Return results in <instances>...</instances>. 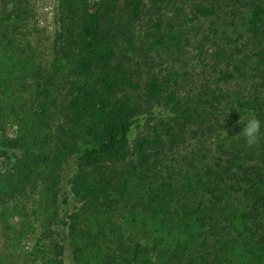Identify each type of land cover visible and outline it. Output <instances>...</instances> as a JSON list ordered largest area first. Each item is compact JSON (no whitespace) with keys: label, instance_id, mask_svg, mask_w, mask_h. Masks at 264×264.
<instances>
[{"label":"trees","instance_id":"trees-1","mask_svg":"<svg viewBox=\"0 0 264 264\" xmlns=\"http://www.w3.org/2000/svg\"><path fill=\"white\" fill-rule=\"evenodd\" d=\"M59 21L44 62L0 46V221L37 197L45 264H264V0H61Z\"/></svg>","mask_w":264,"mask_h":264},{"label":"rangeland","instance_id":"rangeland-1","mask_svg":"<svg viewBox=\"0 0 264 264\" xmlns=\"http://www.w3.org/2000/svg\"><path fill=\"white\" fill-rule=\"evenodd\" d=\"M60 3L61 0H0V20L11 13L16 14L18 10L22 13V21L14 22L17 28L0 22V46L13 41L10 45L16 46L17 53L24 49L39 62L50 59L60 31ZM144 25L142 30L146 28ZM21 84L18 95H27ZM142 129L143 126L135 129L132 138ZM36 201L37 197L26 200V209L21 206L8 222L0 221V264H45L50 257L49 250L52 247L44 238L49 227L43 218L34 215ZM27 224H31V232L25 236L20 235V231H26ZM52 231L54 227H51L49 233ZM66 260L70 264L69 259Z\"/></svg>","mask_w":264,"mask_h":264},{"label":"clouds","instance_id":"clouds-1","mask_svg":"<svg viewBox=\"0 0 264 264\" xmlns=\"http://www.w3.org/2000/svg\"><path fill=\"white\" fill-rule=\"evenodd\" d=\"M239 123H243V128L238 135L244 138L247 147L251 148L260 143L261 140V121L256 118L255 114L250 113L246 122L241 115ZM227 135V133H225Z\"/></svg>","mask_w":264,"mask_h":264}]
</instances>
